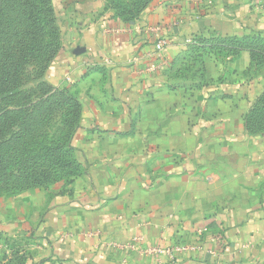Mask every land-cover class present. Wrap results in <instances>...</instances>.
<instances>
[{
    "label": "crops",
    "instance_id": "crops-1",
    "mask_svg": "<svg viewBox=\"0 0 264 264\" xmlns=\"http://www.w3.org/2000/svg\"><path fill=\"white\" fill-rule=\"evenodd\" d=\"M207 1L151 0L133 20L102 12V0L67 1L69 21L47 77L76 84L82 109L72 144L81 173L67 194L57 181L47 192L12 197L29 202L32 219L2 210L0 233L32 230L34 222L47 262L221 264L239 256L262 214L238 198L257 183L254 160L264 164V143L243 127L264 78L246 48L221 55L211 39H264V0ZM161 36L166 64L137 74L131 57ZM182 63L190 65L185 76ZM247 155L253 164L241 166ZM226 197L243 205L226 209ZM64 230L74 231L71 242L57 239ZM219 235L228 245L217 249Z\"/></svg>",
    "mask_w": 264,
    "mask_h": 264
},
{
    "label": "rangeland",
    "instance_id": "rangeland-1",
    "mask_svg": "<svg viewBox=\"0 0 264 264\" xmlns=\"http://www.w3.org/2000/svg\"><path fill=\"white\" fill-rule=\"evenodd\" d=\"M3 1L0 0V113L10 110L11 114L10 119L3 118L0 120V128L4 129V134L0 135V156L3 157L2 161H6L3 164L6 167L9 162L12 163L13 148H21L23 145L29 150L31 156H34V153L45 152V160H42V157L39 156L36 159L42 164L33 167L48 170V166L56 161V156L53 157L55 160L51 158L52 154L55 155V143L52 145L50 139L52 136L64 137L70 121L75 117V109H77L76 101L73 100L77 94L76 84H69L68 87L67 84L51 83L47 77L48 65L53 60L52 58L55 56L57 49L62 46L63 27L66 21H69L67 12L70 4L67 2L68 0H38L39 21L37 32L33 35V31L27 29L25 23L21 21L17 8L14 7L11 10L8 6H2ZM108 1L102 0L103 11H101L110 12L116 16L115 10L108 5ZM129 2L121 1L122 4ZM40 10L42 12H39ZM5 12L8 16L4 15ZM262 45V49H264V43ZM25 46L27 53L22 51ZM253 73L255 75L260 74L264 78V60L255 67ZM20 107L24 109L22 119H14L12 123L11 116H14L12 110ZM22 127L27 128L26 136L21 145H16V143H12V134L21 135L18 131ZM243 127L246 134L255 140L256 144L264 143V129L259 128L258 124L249 129H246L245 125ZM20 141L21 137L15 142ZM67 147V142L64 143L63 141L60 149L69 151ZM45 149L46 151H44ZM249 156H242L241 166L246 164L247 161H251L253 164V159H249ZM260 161L261 159L254 160L257 183L255 186L252 185L249 190L245 188L240 191V194L244 195L246 199L237 197L241 202L245 200L249 207L253 206L250 203L254 201L255 207L252 209L262 211V214H258L260 216L257 215L259 222L255 226L254 237L251 239L246 238V242L237 251L240 252L238 258L233 257L232 260L221 264H264V207H261L264 202V164ZM0 170L6 175L4 170L1 168ZM60 173L57 171V174ZM47 181L45 179L40 183L41 187L35 185V187H30V185H33L30 180L21 185L15 182L13 184L12 179L7 182L0 181V212L5 210L12 213V210H17L26 219H30L29 217L32 219L34 209H32L29 202L15 198L12 204V197L45 189L44 192H47L50 190L48 187L51 184H48ZM57 181H63L64 183L61 191H66V194L71 191L69 182L64 181L63 178L54 182ZM12 187L22 189L12 193ZM228 194L232 196L231 192H228ZM248 197L250 200H248ZM232 199V197L231 200L229 197L225 198L226 209L230 208V204L234 202H236L237 208L238 205H243L237 203L238 200ZM37 212L40 215V211ZM28 223L31 225L32 230L21 229L10 234L0 233V264H69L63 259H58L56 262L53 259V262H47V257L43 256L45 252L39 249L38 245L40 244L36 242L34 222ZM211 228L209 226L208 230ZM211 230L215 231L214 228ZM83 234L85 235L84 232ZM74 236L73 230H64L58 234L57 239L60 242L64 240L71 242ZM219 239L217 249L228 245L226 238L222 235H219ZM224 242L226 243L224 244Z\"/></svg>",
    "mask_w": 264,
    "mask_h": 264
},
{
    "label": "trees",
    "instance_id": "trees-1",
    "mask_svg": "<svg viewBox=\"0 0 264 264\" xmlns=\"http://www.w3.org/2000/svg\"><path fill=\"white\" fill-rule=\"evenodd\" d=\"M121 1L122 0H109L108 5L115 10L116 16L122 20H133L134 18L138 17L140 13L151 2V0H125L130 2L127 4H122ZM37 2L38 0H4L1 4L2 6H8L11 10L16 7L21 21L25 23V27L31 32L33 31V35H35L37 32V23L39 21ZM39 12L42 11L40 10ZM4 15L8 16L7 12H5ZM211 40L212 42H215V46L213 47L214 49H218V54L224 52V55L230 54L231 56L235 57L239 54L241 49L246 48L250 52V55L255 62V66H258L264 60V49H262V43H264V39L262 38L254 36L237 38L224 35L221 37L212 38ZM213 47H210V49ZM60 48L61 47L57 49L55 56L52 58L53 60L59 52ZM22 51L27 53L26 46L22 48ZM52 61L48 66H50ZM189 67L190 65L188 63H182V65L178 67L179 75L185 76L186 72L190 69ZM73 100L76 101L75 104L77 109H75V117L70 121L64 137L52 136L50 139L52 145L53 143H55V155L52 154L51 158L56 156L55 158L57 162L55 161L53 162V164H50V166H48V170L45 168L39 169L40 167L34 168L33 166L42 164V162L36 160L37 156L42 157V160H45L46 157L44 151H46V149L43 151L44 153H34L36 156H31L29 154V150L22 145L21 148H13L14 151L12 154V163L8 161L9 164L6 167H4L3 165L6 161H2L3 157L0 156V168L6 172L5 175L0 170V181L7 182L8 180L12 179L13 184L15 182L16 184L21 185L27 183L30 180L33 184L30 185V187H41L40 183H42L45 179L48 180V184L62 178L64 181L70 183L73 177L81 173V163L77 157L78 155L76 149L72 145V140L79 126V119L81 116L82 108L77 96H75ZM23 110L24 109L21 107L17 108L16 110H12V113H14V116H11L12 123L14 119H22ZM10 114V110L1 112L0 120L3 118L10 119ZM243 122L246 129L254 127L255 124H258L259 128L264 129V87L259 91V93H257L250 107L243 114ZM18 132L21 135L17 136L12 134V143L21 145V142H23L26 136L25 134L27 132V128L22 127ZM2 134H4V129L0 128V135ZM20 137L21 141L15 142ZM63 141L64 143L67 142V150L69 151L60 149ZM51 148L52 146L50 147V149ZM55 158L53 159L55 160ZM57 171L61 173L57 174ZM12 189L13 193L20 191L22 188L17 189L15 187H12Z\"/></svg>",
    "mask_w": 264,
    "mask_h": 264
},
{
    "label": "built area",
    "instance_id": "built-area-1",
    "mask_svg": "<svg viewBox=\"0 0 264 264\" xmlns=\"http://www.w3.org/2000/svg\"><path fill=\"white\" fill-rule=\"evenodd\" d=\"M194 2H202V0H191ZM207 3H211L210 0L207 1ZM148 30H152L151 27L147 28ZM187 41H190V39H187ZM167 39L165 37H159L155 43L153 44V48L143 54H136L133 55L129 61V64L134 66V70L137 74H153L157 72L159 69H161L165 64V58L163 56V50L164 47L167 44ZM104 64L111 63V59L104 58L102 61ZM139 64H143L142 67L139 66ZM64 82L67 84H72L74 82V79L71 76H65ZM166 252H168L171 256H174V249H166Z\"/></svg>",
    "mask_w": 264,
    "mask_h": 264
}]
</instances>
